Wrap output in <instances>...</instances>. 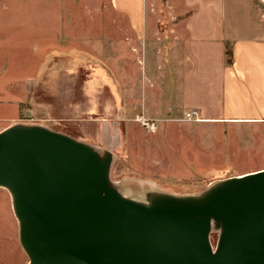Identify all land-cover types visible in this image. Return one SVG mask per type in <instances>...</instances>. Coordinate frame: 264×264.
Returning a JSON list of instances; mask_svg holds the SVG:
<instances>
[{"label":"rangeland","instance_id":"374dc122","mask_svg":"<svg viewBox=\"0 0 264 264\" xmlns=\"http://www.w3.org/2000/svg\"><path fill=\"white\" fill-rule=\"evenodd\" d=\"M173 8L147 0L150 20ZM137 43L111 0H0V132L39 126L81 141L108 160L111 187L144 204L264 169V125L181 120L185 111L146 131L127 108L129 89L139 91ZM211 218L215 250L221 224ZM29 263L0 187V264Z\"/></svg>","mask_w":264,"mask_h":264},{"label":"water","instance_id":"95a60500","mask_svg":"<svg viewBox=\"0 0 264 264\" xmlns=\"http://www.w3.org/2000/svg\"><path fill=\"white\" fill-rule=\"evenodd\" d=\"M108 170L106 158L66 134L0 132V187L29 264H264V169L149 204L112 188ZM212 216L221 224L215 250Z\"/></svg>","mask_w":264,"mask_h":264},{"label":"crops","instance_id":"0c3cea01","mask_svg":"<svg viewBox=\"0 0 264 264\" xmlns=\"http://www.w3.org/2000/svg\"><path fill=\"white\" fill-rule=\"evenodd\" d=\"M170 1L167 17L150 20L147 0H111L138 42L139 91L129 89L127 108L159 120L198 108L205 122L264 125V0Z\"/></svg>","mask_w":264,"mask_h":264},{"label":"built area","instance_id":"2783aa9c","mask_svg":"<svg viewBox=\"0 0 264 264\" xmlns=\"http://www.w3.org/2000/svg\"><path fill=\"white\" fill-rule=\"evenodd\" d=\"M135 120L139 122L146 131H149L152 133L158 130L160 123H161V120L159 119L147 118L142 114L136 115ZM181 120L202 122L204 121V118L202 117V113L199 109L192 108L184 113V116Z\"/></svg>","mask_w":264,"mask_h":264},{"label":"trees","instance_id":"16d2710c","mask_svg":"<svg viewBox=\"0 0 264 264\" xmlns=\"http://www.w3.org/2000/svg\"><path fill=\"white\" fill-rule=\"evenodd\" d=\"M228 56H230L229 57V62L231 63L232 62V55H231V50L230 49H228Z\"/></svg>","mask_w":264,"mask_h":264},{"label":"bare ground","instance_id":"6f19581e","mask_svg":"<svg viewBox=\"0 0 264 264\" xmlns=\"http://www.w3.org/2000/svg\"><path fill=\"white\" fill-rule=\"evenodd\" d=\"M242 177V176H241Z\"/></svg>","mask_w":264,"mask_h":264}]
</instances>
